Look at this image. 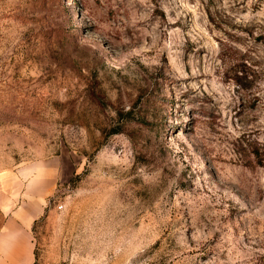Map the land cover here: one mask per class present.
I'll use <instances>...</instances> for the list:
<instances>
[{
	"label": "rangeland",
	"instance_id": "obj_1",
	"mask_svg": "<svg viewBox=\"0 0 264 264\" xmlns=\"http://www.w3.org/2000/svg\"><path fill=\"white\" fill-rule=\"evenodd\" d=\"M263 143L264 0H0V203L43 190L33 264H264Z\"/></svg>",
	"mask_w": 264,
	"mask_h": 264
},
{
	"label": "crops",
	"instance_id": "obj_2",
	"mask_svg": "<svg viewBox=\"0 0 264 264\" xmlns=\"http://www.w3.org/2000/svg\"><path fill=\"white\" fill-rule=\"evenodd\" d=\"M42 194L35 181L27 185L19 204L0 203V264H33L32 226L42 209Z\"/></svg>",
	"mask_w": 264,
	"mask_h": 264
},
{
	"label": "trees",
	"instance_id": "obj_3",
	"mask_svg": "<svg viewBox=\"0 0 264 264\" xmlns=\"http://www.w3.org/2000/svg\"><path fill=\"white\" fill-rule=\"evenodd\" d=\"M251 155L255 162L264 169V143L252 147Z\"/></svg>",
	"mask_w": 264,
	"mask_h": 264
}]
</instances>
